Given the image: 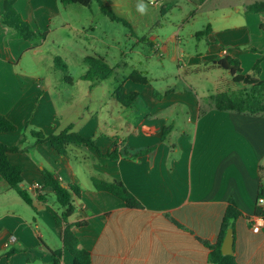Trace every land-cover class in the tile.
<instances>
[{
	"label": "crops",
	"instance_id": "obj_1",
	"mask_svg": "<svg viewBox=\"0 0 264 264\" xmlns=\"http://www.w3.org/2000/svg\"><path fill=\"white\" fill-rule=\"evenodd\" d=\"M168 1L172 0L154 2L163 15L167 14L164 6ZM187 1L195 6L192 19H202L192 37L204 43L205 52L171 53L170 43L181 41L179 32L185 27L183 22L178 25L158 47L167 56L171 54L184 84L164 91L169 102L143 105L140 112L136 101L123 106L115 99L117 111L125 108L136 112L137 117L136 122L123 120L116 125L85 118L88 111L84 107L80 113L79 105L64 108L67 115L60 113L49 81L44 82L34 65L30 68L27 62L29 57L34 63L46 39L31 47L24 39H13V29L0 24V114L16 127L14 132L0 133L1 144L17 145L28 126L50 135L72 125L74 132L92 138L102 154L114 148L120 152L127 148L131 153L149 150L137 159L110 160L85 145H69L59 156L48 143L39 145L24 137L23 150L7 157L22 168L21 187L32 198V205H25L43 219L46 228L39 231L38 218L12 206L15 202L8 195L10 187L0 178V264H30L35 257L52 264L50 251L62 247V228L47 210L55 209L48 203L53 194L49 187H43L42 169L81 189L79 198L72 199L74 211L68 222L84 223L72 229L78 247L89 252L91 264H209L207 246L217 241L230 202L243 216L231 222L232 257L237 264H264V217L254 216L260 190L264 191V114L217 110L211 99L236 89L228 72L227 76L220 72L214 60L230 56L239 61L242 74L252 75L262 54L248 49L264 51V14H248L245 9L264 0ZM60 6L58 0H15L13 4L20 19L32 29L48 35L57 22L58 27L71 29L72 46L87 52L93 46L94 36L88 33L92 27L72 26L62 18ZM3 11L4 0H0V17ZM118 12L126 15L119 7ZM142 26L148 28L149 24L144 21ZM206 28L205 36H196ZM156 39L152 35L147 41L158 44ZM74 54L79 59L87 56L79 48ZM256 78L264 81V59ZM203 80L208 89L200 86ZM127 81H123L125 92L138 93ZM232 85L233 89L229 88ZM94 180L121 182L140 207L129 208L113 195L96 191ZM39 194L45 201L37 199ZM55 212L60 214L62 209ZM260 218L262 222H258ZM257 226L254 232L252 228ZM13 246L36 249V256L24 251L5 258ZM59 264H72V257L64 251Z\"/></svg>",
	"mask_w": 264,
	"mask_h": 264
},
{
	"label": "rangeland",
	"instance_id": "obj_2",
	"mask_svg": "<svg viewBox=\"0 0 264 264\" xmlns=\"http://www.w3.org/2000/svg\"><path fill=\"white\" fill-rule=\"evenodd\" d=\"M101 1L106 8L113 10L116 14L118 13V16L120 14L125 18V21L129 20L132 24L129 26L122 22L111 21L101 13L96 0H93L88 8L77 5L60 6L62 18L71 23L72 26L78 27L83 24L87 27H92L93 30H88V33L94 36L92 41L93 46L87 52L82 47L77 46L75 48L72 46L73 35L71 29H62V27L57 26V22L53 25L52 32L48 35L46 32L31 28L32 36L29 39L14 36L15 31H12L13 34L11 36L13 39L28 41L31 47H35L39 41L44 38L46 39L45 43L41 45L40 55L33 60L35 64L29 57H27V62L30 68L34 65L35 70L44 77V82L47 83L49 81V90L53 96L55 105L58 108L61 107L60 113L67 115L68 110L64 111V108L69 109V105L73 104L79 105L80 113L84 111V107L87 109L86 115L85 112L83 113L85 118L91 116L93 119H104V121L113 122L114 125L123 120L136 122V112L125 108H119L118 111L115 109L117 105L115 90L118 87V83L122 82L123 85V81L133 71H137L147 78L149 81L147 85L133 84L132 81H127L128 86H134L139 91L135 102L139 112L140 107L143 105L169 102L170 100H167L164 91L169 88L182 86L185 80L182 74L178 75L176 64L170 60L171 54L167 56L162 49L156 51V45L160 47L161 42L167 40L176 31L178 25L183 22L185 25L184 30L179 32L181 41L178 44L170 43L169 48L171 53L177 52L180 54L184 52V54L191 55L197 52L204 53V43L199 44L192 37V34L200 28L202 19H192L195 6L187 0L168 1L164 6L168 8L166 15L160 13V6L154 5L155 0ZM141 4L145 6L144 12L138 11V6ZM118 7L125 11L126 15L119 13ZM144 21L149 24L148 28L142 26ZM152 35L157 36L156 42L158 44H151L147 41V38ZM141 38H144V41ZM78 48L82 49L89 57L102 58L111 68L116 66L113 73L101 81L82 79L87 71V66L83 62V59L87 56L79 59L74 54L78 52ZM56 57L65 64V71L56 67L54 63ZM220 72L227 76L225 70L221 69ZM173 75L178 76L174 78ZM89 85H91V91H87ZM233 85H236L235 91H238L241 87L237 84ZM233 85L229 86V88L233 89ZM200 86L208 89L209 84L203 80L200 82ZM30 131L37 130L31 129L28 126L23 131L22 137L35 141L30 135ZM8 195L15 202L12 206L20 213L25 210L33 214L40 221L39 231H44L46 224L43 222V219L37 217L35 211L31 207L29 209L14 190L10 189ZM48 203L55 210L59 209L54 195L49 198ZM50 234L52 235L51 231ZM52 236L58 244V238L54 235ZM11 248L18 249V254L25 251L29 256H36V249L27 250V248H19L18 246ZM12 256L6 257L4 254V257L7 259H10ZM30 264L49 263L39 259V257H35L33 260H30Z\"/></svg>",
	"mask_w": 264,
	"mask_h": 264
},
{
	"label": "trees",
	"instance_id": "obj_3",
	"mask_svg": "<svg viewBox=\"0 0 264 264\" xmlns=\"http://www.w3.org/2000/svg\"><path fill=\"white\" fill-rule=\"evenodd\" d=\"M15 0H4V11L0 17V24L4 27H8L15 31L16 37L29 39L31 35V27L27 22L20 19L18 13L13 8ZM63 6L77 5L80 7H89L93 0H58ZM99 5L101 13L107 16L111 21L122 22L127 24L125 20L111 9L106 8L101 0H96ZM245 12L248 14H264V2L254 3L246 7ZM206 28L202 32H198L196 36L202 37L208 33ZM42 36V35H41ZM44 37V34H43ZM252 52H259L262 54L261 58L257 60L252 68V75L242 74L239 61L230 56H223L218 60H214L213 64L218 68L228 72L232 83L242 86L238 91H232L230 93L222 92L211 97L214 106L217 110L221 111H234L237 113H243L248 115L264 114V81H259L256 75L260 71V63L264 59V51H257L249 48ZM83 62L87 66V71L83 75L84 80H105L110 76L114 69L109 67L108 64L102 58L85 57ZM54 63L57 68L65 71V64L59 59L55 58ZM136 84L145 85L148 84V80L145 76L137 71H133L127 78ZM116 100L123 106L134 102L138 98L137 92H125V89L121 83H118V87L115 90ZM72 125L67 126L59 133L44 135L38 131H30V135L35 139L36 144L48 143L54 151L59 155L66 153V148L69 145H85L94 150L99 156L108 158L110 160H117L120 157H126L131 159H137L149 152V150H139L131 153L129 149L125 148L121 152L117 149H113L107 153L102 154L92 138L84 137L72 130ZM16 127L8 119L0 114V133L14 132ZM23 137L19 140L17 145L6 146L0 143V178L3 179L10 189L22 199L27 205H32V198L26 190L21 187L22 183V168L14 165L8 160V153H17L22 151L21 145L23 144ZM43 176V187H49L52 194L55 197L56 202L62 209L60 214H57L51 208L47 207V210L52 214L57 227L62 228L61 243L62 247L55 251H50L52 257V264H59L62 260V254L66 251L70 257H72V264H91L90 254L84 249L78 247V239L73 233V227L82 226L83 222L70 224L69 218L72 216L74 206L72 204L73 198H79L81 189L75 183L64 184L55 172H51L45 169L41 170ZM93 187L96 191L107 192L114 197L122 200L129 208H139L140 204L130 194L121 182H101L94 180ZM259 198H264V191L260 190ZM39 201H45L44 197L39 194L37 196ZM254 216L264 217V206L258 205L254 211ZM243 217L238 211L236 205L230 202L227 206L222 224L221 231L217 241L210 246L208 263L209 264H237L232 255H223L221 253V244L228 228H231L232 220ZM18 249L11 248L5 253L6 257L16 254Z\"/></svg>",
	"mask_w": 264,
	"mask_h": 264
},
{
	"label": "water",
	"instance_id": "obj_4",
	"mask_svg": "<svg viewBox=\"0 0 264 264\" xmlns=\"http://www.w3.org/2000/svg\"><path fill=\"white\" fill-rule=\"evenodd\" d=\"M220 250L223 255H232L233 253V229L232 228H228L226 230Z\"/></svg>",
	"mask_w": 264,
	"mask_h": 264
},
{
	"label": "built area",
	"instance_id": "obj_5",
	"mask_svg": "<svg viewBox=\"0 0 264 264\" xmlns=\"http://www.w3.org/2000/svg\"><path fill=\"white\" fill-rule=\"evenodd\" d=\"M159 49H160V48L158 47V45H156V51H158ZM34 188L38 189V186L35 185ZM257 202H258V205H260V206H264V198H258V201H257ZM258 222H262L261 218L258 219ZM258 229H259L258 226L255 227V228H252V230H253L254 232H257Z\"/></svg>",
	"mask_w": 264,
	"mask_h": 264
},
{
	"label": "clouds",
	"instance_id": "obj_6",
	"mask_svg": "<svg viewBox=\"0 0 264 264\" xmlns=\"http://www.w3.org/2000/svg\"><path fill=\"white\" fill-rule=\"evenodd\" d=\"M144 10H145V6L143 4L138 6V11L144 12Z\"/></svg>",
	"mask_w": 264,
	"mask_h": 264
}]
</instances>
